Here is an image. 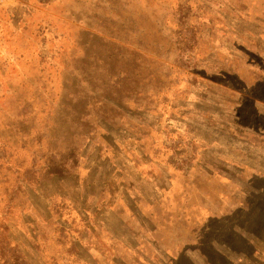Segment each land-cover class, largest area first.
Masks as SVG:
<instances>
[{
    "label": "rangeland",
    "instance_id": "rangeland-1",
    "mask_svg": "<svg viewBox=\"0 0 264 264\" xmlns=\"http://www.w3.org/2000/svg\"><path fill=\"white\" fill-rule=\"evenodd\" d=\"M0 264H264V0H0Z\"/></svg>",
    "mask_w": 264,
    "mask_h": 264
}]
</instances>
